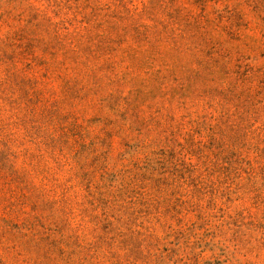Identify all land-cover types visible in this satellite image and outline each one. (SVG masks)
<instances>
[{"label":"rangeland","instance_id":"374dc122","mask_svg":"<svg viewBox=\"0 0 264 264\" xmlns=\"http://www.w3.org/2000/svg\"><path fill=\"white\" fill-rule=\"evenodd\" d=\"M0 264H264V0H0Z\"/></svg>","mask_w":264,"mask_h":264}]
</instances>
